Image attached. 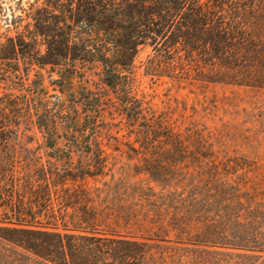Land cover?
Returning a JSON list of instances; mask_svg holds the SVG:
<instances>
[{"label": "rangeland", "instance_id": "1", "mask_svg": "<svg viewBox=\"0 0 264 264\" xmlns=\"http://www.w3.org/2000/svg\"><path fill=\"white\" fill-rule=\"evenodd\" d=\"M28 1L0 0V43L14 34L8 28L17 3ZM153 56L149 48L137 55L128 104L96 70L70 91L51 84L46 72H31L25 86L0 81V98L35 91L47 116L57 106L102 108L101 116L80 118L83 133L73 113L53 114L55 129L46 134L34 117L25 121L21 147L48 176L20 184L14 199L27 207L41 200L31 215L45 216L22 221L52 224L46 218L54 209L75 223L64 209V200L75 198L84 228L144 245L142 264H264V71L238 73V84L158 78L146 71ZM66 168L85 178L67 184L68 196L60 188L48 196L46 185L53 193L62 181L54 175ZM0 264L47 263L0 241Z\"/></svg>", "mask_w": 264, "mask_h": 264}, {"label": "trees", "instance_id": "2", "mask_svg": "<svg viewBox=\"0 0 264 264\" xmlns=\"http://www.w3.org/2000/svg\"><path fill=\"white\" fill-rule=\"evenodd\" d=\"M17 5L19 15L13 12L8 28L14 34L0 43V81L5 83L17 80L25 86L31 72L35 78L46 72L51 84L69 90L79 76L96 70L98 80L121 91V102L128 104L135 59L145 48L154 54L147 60V75L158 78L181 74L195 82L225 84L224 78L238 81V73L264 71V0H33ZM39 99L35 91L0 98V241L47 264H142L144 245L84 228L88 225L75 198L64 200L75 223L63 222L54 209L46 218L52 224L22 221L45 216L31 215L41 200L27 207L14 199L20 184L42 183L48 176L21 147L25 121L34 117L46 134L55 129V115L73 113L83 133L88 127L80 125V118L102 115L98 104L88 110L80 103V108L57 106L47 116ZM76 173L70 168L56 173L54 181L56 176L62 181L53 193L46 185L48 196L58 188L67 194L68 183L85 178ZM94 222L95 217V227Z\"/></svg>", "mask_w": 264, "mask_h": 264}]
</instances>
